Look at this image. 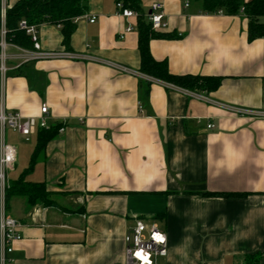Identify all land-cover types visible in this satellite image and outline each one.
<instances>
[{
  "label": "crops",
  "instance_id": "0c3cea01",
  "mask_svg": "<svg viewBox=\"0 0 264 264\" xmlns=\"http://www.w3.org/2000/svg\"><path fill=\"white\" fill-rule=\"evenodd\" d=\"M16 1L0 0V9ZM154 2L167 27L156 31L166 37L150 38L151 56L171 74L219 77V85L192 91L91 60L140 72L137 18L118 14L116 0H87L68 42L60 26L38 25L43 50L90 59L37 60L7 75L8 108L36 117L46 104L49 127L62 128L25 176L55 203L5 197L20 224L13 264H125L137 218L166 234L156 264H244L256 252L264 264V116L247 113L264 112V36L247 39L242 10L208 14L195 0H140L145 22Z\"/></svg>",
  "mask_w": 264,
  "mask_h": 264
},
{
  "label": "built area",
  "instance_id": "2783aa9c",
  "mask_svg": "<svg viewBox=\"0 0 264 264\" xmlns=\"http://www.w3.org/2000/svg\"><path fill=\"white\" fill-rule=\"evenodd\" d=\"M185 7L188 6L186 3ZM116 11L125 18H134L138 13L130 8H126L119 1L116 2ZM6 9H0V264H13L9 257L13 250V243L21 239L20 224L13 217L9 216L5 207V192L8 187L7 173L16 162V147L6 142V131L9 130L21 137L25 141L29 136L38 129L48 128L49 111L46 104L40 107L39 115L28 117L22 115L19 111L8 108L5 101V82L7 74L10 71L18 70L22 65L43 59H90L88 56L75 54L69 51H45L41 48L36 24H29L26 20L21 19L18 27L22 29L29 37L30 47H23L12 42L8 37V29L5 24ZM164 6L160 2L151 4L146 19L150 23L153 31H161L167 27L164 19ZM95 18L91 17L90 22ZM133 30L132 26H127L124 32ZM120 35V37H123ZM101 64L113 67L119 71L142 76L148 80H155L152 76L141 74L140 72L130 70L116 63L91 58ZM200 98L205 99L203 96ZM220 107L234 113L244 114L246 110L229 106L226 104H217ZM250 115L264 116V112L247 111ZM207 128H213V124H208ZM62 130V128H60ZM125 264H156L157 257H164L167 254L166 234L159 229L156 223H146L137 218L134 226L125 236Z\"/></svg>",
  "mask_w": 264,
  "mask_h": 264
},
{
  "label": "trees",
  "instance_id": "16d2710c",
  "mask_svg": "<svg viewBox=\"0 0 264 264\" xmlns=\"http://www.w3.org/2000/svg\"><path fill=\"white\" fill-rule=\"evenodd\" d=\"M87 0H17L10 5L5 12V24L8 29L9 39L23 47H30L29 37L18 27V22L24 19L29 24L40 25L42 23L56 24L62 28L63 41L68 42L74 29V20L86 10ZM124 7L138 13L137 24L140 30L138 50L140 55L139 71L162 81L172 83L181 88L192 91L209 92L220 83L219 77L200 75H175L168 71L166 61H156L150 54L148 42L150 38H163L162 35L151 29L150 23L145 22L140 10V0H116ZM200 3L203 12L208 14L224 13L235 15L242 10L248 18L247 39L252 41L264 36V0H195ZM60 126L53 125L49 128H41L37 131V141L30 156L27 167L15 181L8 185L6 200L12 195H22L30 205L40 204L50 206L55 203L51 198V192L47 191L44 183H34L25 179L31 172L38 157L43 153L46 143L56 137ZM203 195L235 196L234 193L206 192ZM260 253L244 256V264H258Z\"/></svg>",
  "mask_w": 264,
  "mask_h": 264
},
{
  "label": "rangeland",
  "instance_id": "374dc122",
  "mask_svg": "<svg viewBox=\"0 0 264 264\" xmlns=\"http://www.w3.org/2000/svg\"><path fill=\"white\" fill-rule=\"evenodd\" d=\"M6 142L14 144L18 149V159L15 169L13 171H8L7 179L10 180V179H14L15 177L17 179L18 176L23 172V170L28 164L29 158L26 156V152L28 153L30 149L32 150L34 148L35 145L34 135L29 136V141H24L23 137L7 130Z\"/></svg>",
  "mask_w": 264,
  "mask_h": 264
}]
</instances>
